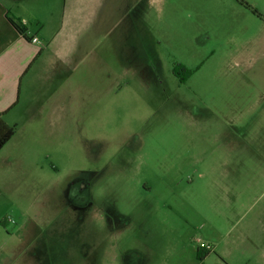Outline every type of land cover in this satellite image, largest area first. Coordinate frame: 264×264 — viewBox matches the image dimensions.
<instances>
[{"label": "rangeland", "instance_id": "374dc122", "mask_svg": "<svg viewBox=\"0 0 264 264\" xmlns=\"http://www.w3.org/2000/svg\"><path fill=\"white\" fill-rule=\"evenodd\" d=\"M90 4L72 113L0 151V264H264V0Z\"/></svg>", "mask_w": 264, "mask_h": 264}, {"label": "crops", "instance_id": "0c3cea01", "mask_svg": "<svg viewBox=\"0 0 264 264\" xmlns=\"http://www.w3.org/2000/svg\"><path fill=\"white\" fill-rule=\"evenodd\" d=\"M24 1L0 0V115L7 124L15 127L41 117L58 128L67 113L65 107L72 113L76 104L70 88L76 87L72 80L78 74L79 66L92 56L95 61L97 55L95 40L91 37L85 40L77 28L82 25L81 17L98 23V10L96 5L90 4L84 9L86 15L73 17L71 14L68 19L70 11L65 0L61 16L59 9L49 10L51 23L57 28L50 35L46 30L45 9L25 7L20 10L18 4ZM7 14L20 21L27 36L9 23ZM33 22L37 24L35 29L30 28ZM91 28L89 25L90 33ZM34 37L38 38L37 43L32 42ZM50 91L51 97L45 98ZM38 94L41 98L35 102L34 96ZM162 262V259L154 258L150 264H167Z\"/></svg>", "mask_w": 264, "mask_h": 264}, {"label": "trees", "instance_id": "16d2710c", "mask_svg": "<svg viewBox=\"0 0 264 264\" xmlns=\"http://www.w3.org/2000/svg\"><path fill=\"white\" fill-rule=\"evenodd\" d=\"M7 19L9 23L21 34L27 36L26 28L20 23L19 20L13 18L9 14H7ZM185 69V68H183ZM177 74V73H176ZM15 126H11L7 124L0 115V151L4 148V146L13 138L15 135Z\"/></svg>", "mask_w": 264, "mask_h": 264}, {"label": "built area", "instance_id": "2783aa9c", "mask_svg": "<svg viewBox=\"0 0 264 264\" xmlns=\"http://www.w3.org/2000/svg\"><path fill=\"white\" fill-rule=\"evenodd\" d=\"M32 42H33V43H37V42H38V38L34 37V38L32 39ZM205 248H206V247H205ZM207 249H208V250H212L210 246H208Z\"/></svg>", "mask_w": 264, "mask_h": 264}, {"label": "flooded vegetation", "instance_id": "af4514ba", "mask_svg": "<svg viewBox=\"0 0 264 264\" xmlns=\"http://www.w3.org/2000/svg\"><path fill=\"white\" fill-rule=\"evenodd\" d=\"M111 234H113V233H111ZM112 247H114V244H113ZM112 247H111V249H113ZM94 250H95V249H94ZM144 261L146 262V260L141 259V260H140V264H144Z\"/></svg>", "mask_w": 264, "mask_h": 264}]
</instances>
